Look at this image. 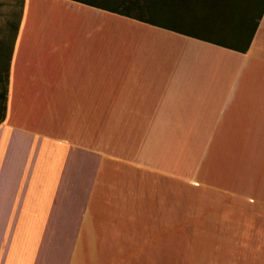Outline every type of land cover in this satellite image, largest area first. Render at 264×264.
Masks as SVG:
<instances>
[{"label": "crops", "instance_id": "0c3cea01", "mask_svg": "<svg viewBox=\"0 0 264 264\" xmlns=\"http://www.w3.org/2000/svg\"><path fill=\"white\" fill-rule=\"evenodd\" d=\"M49 2L72 13L39 30L31 7ZM109 17L174 45L126 41ZM228 114L264 120V15L241 53L79 1L24 0L0 125V264H141L134 231L158 183L256 197L247 208L264 214V128L233 130ZM237 136L263 150L249 172L224 160Z\"/></svg>", "mask_w": 264, "mask_h": 264}, {"label": "rangeland", "instance_id": "374dc122", "mask_svg": "<svg viewBox=\"0 0 264 264\" xmlns=\"http://www.w3.org/2000/svg\"><path fill=\"white\" fill-rule=\"evenodd\" d=\"M21 2L22 0H0V38L7 32L8 22L21 16ZM49 6L51 3L31 7V13L45 15V19L39 20L35 28L57 30L61 26L59 24L65 20L60 14L64 12L70 17L72 13L70 8L66 9L63 4L52 3L50 8ZM109 20V29L122 32L126 41L136 45L156 44L166 47L174 45L170 42L155 43L150 36L122 23L119 18L109 17ZM161 22L175 25L168 18H163ZM191 28L195 30V26ZM201 32L213 34L208 28ZM223 34L225 35L221 38L225 40L232 38V32L229 30ZM224 124L225 122L222 123ZM226 126L233 130L256 131L264 128V120L244 116L231 118L228 114ZM252 138L259 145L260 135ZM239 139L237 136L234 145L230 144L231 148L230 146L227 148L230 150L228 158L225 157L224 160L229 159L231 164L236 166L245 165L249 172L252 159L257 162L263 160V150L261 146L252 149L249 141L243 142V139ZM224 160L218 162L221 167L227 164ZM257 168L260 175L261 166ZM215 177L216 175L211 185L218 186ZM162 185L163 183H158L154 191L150 190L148 199L150 207L148 205V210L147 208L142 210L138 231H134L135 238L139 239V245H135L134 256H142L139 258L142 259L141 264H264V214L247 208V205L253 207L258 204L256 197L216 195L209 197L208 201L206 199L208 194H216L211 188L177 186V191L173 189L169 192L163 190ZM257 185H264L262 176ZM141 204L144 205L142 201ZM154 244L156 254L152 251Z\"/></svg>", "mask_w": 264, "mask_h": 264}, {"label": "trees", "instance_id": "16d2710c", "mask_svg": "<svg viewBox=\"0 0 264 264\" xmlns=\"http://www.w3.org/2000/svg\"><path fill=\"white\" fill-rule=\"evenodd\" d=\"M91 7L246 53L264 15V0H74ZM21 16L7 24L0 38V125L6 119L10 65ZM163 18L175 25L161 22ZM195 26V30L191 27ZM196 27L198 29H196ZM209 29V33L201 32ZM232 32L225 40L224 32Z\"/></svg>", "mask_w": 264, "mask_h": 264}, {"label": "bare ground", "instance_id": "6f19581e", "mask_svg": "<svg viewBox=\"0 0 264 264\" xmlns=\"http://www.w3.org/2000/svg\"><path fill=\"white\" fill-rule=\"evenodd\" d=\"M49 3H50V2H49ZM53 5H54V4H53ZM51 6H52V2H51ZM51 6H49V8H50ZM54 6H55V5H54ZM54 6H53V7H54ZM55 8H56V6H55ZM55 10H56V9H55ZM53 12H54V11H53Z\"/></svg>", "mask_w": 264, "mask_h": 264}]
</instances>
